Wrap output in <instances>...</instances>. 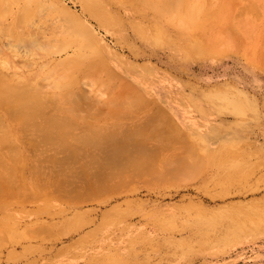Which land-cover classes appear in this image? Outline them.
<instances>
[{
  "label": "rangeland",
  "instance_id": "1",
  "mask_svg": "<svg viewBox=\"0 0 264 264\" xmlns=\"http://www.w3.org/2000/svg\"><path fill=\"white\" fill-rule=\"evenodd\" d=\"M170 1L0 0L4 83L77 126L137 96L150 137L144 171L107 140L75 164L6 156L21 172L0 170V264H264V0H182L195 20Z\"/></svg>",
  "mask_w": 264,
  "mask_h": 264
},
{
  "label": "bare ground",
  "instance_id": "2",
  "mask_svg": "<svg viewBox=\"0 0 264 264\" xmlns=\"http://www.w3.org/2000/svg\"><path fill=\"white\" fill-rule=\"evenodd\" d=\"M184 1L182 2V0L181 1L180 0H171L170 2H168L167 6L166 5L164 6V10L165 9L172 10L173 12L179 13L176 16H181L180 14H182L183 16L184 15L188 16L189 20H195V18H197L198 13L201 9L198 6L185 7L183 5ZM88 8L90 11H92V13H95V14L99 13L98 10H96V9L94 10V8H92V7H88ZM4 11H5V8H4ZM65 12H67V11H65ZM23 15L21 16V14H20V17L18 16L19 17L18 20H22L20 23H23V19H24ZM109 15H111V14H109ZM173 18H174V15H173ZM27 19H29V18L27 17ZM183 22H188V21L184 20ZM18 23L19 22H17V24ZM28 27H30V25ZM5 28H7V27H5ZM20 30H22V28ZM22 32L25 33L24 29ZM23 33L20 32L21 35ZM65 33H68V32H65ZM12 34H13V32H12ZM24 35L25 34H23V36ZM1 54H3V53H1ZM69 63H68V65H69ZM1 75H3V74H1ZM2 79L0 78V170L7 171L9 173L13 172V174H16V175H19L21 172L20 169H10L7 166V161L5 159L6 156H8V157L11 156L12 158H14L16 165H20V164L25 165V167H24V170H25V168L28 165L26 163L28 160V157H23L24 154L31 157L43 148L45 150H48V149L49 150H55L58 153H61V152L66 153L65 149L66 150L70 149L69 151L71 152V150H73L75 147H77L79 145H85L86 144V146H88L89 144L87 145V143H89V142L93 143V145H94V142L100 143V141H106V140L108 142H111L110 143L111 145H109V147H108L109 149L108 148H105V149L108 150V152L110 151L112 153H113V151L116 150V152L118 151L119 154L124 156V157H122L123 159L125 157L128 158L127 160L130 159V162H129L131 164L130 167L133 166V167H135L134 169H136V168H141L143 166L141 168V169H143V171L146 169L144 166L147 165L146 167H148V163H147L148 159L139 157V159H140L139 160L138 155L142 154L143 157L145 156L143 149L146 147L147 140L150 139V137H148L147 134L145 133L146 132L145 129L143 128L146 125L145 122L148 121L149 116H145L146 115L145 112L138 113L136 111L137 106L140 107V105H141V100L138 99L137 96L135 98V101H133L131 103L130 102L126 103V100L122 101L120 103L119 102L117 103V101L114 102V100H113L112 102L117 104L119 109L114 110L111 113H109V116L107 118H100V119H98V121L96 120L94 124L85 123L84 125L77 126L78 124H80L78 121L77 122L74 120L68 121V120H66L65 117L61 118L59 113L64 112V110L62 108L58 111L59 113L57 112L58 115L53 114L54 112L49 114L47 111V109H48L47 106L51 107L52 105H55L57 101L56 102L54 101L55 104L54 103L50 104L49 100H51V99H48L47 100V103H49V105H48L46 103L44 93L40 89L34 88L35 86L34 87H31V86L20 87L16 84H8L6 82L4 83L6 77L4 80H2ZM85 97H86V95L84 96V99H86ZM139 97H141V96H139ZM114 103L112 105H114ZM86 104H88L87 106H90V104L88 102ZM56 106H59V105L56 104L55 107ZM92 106H90V108H89L90 110H92V108L94 107V106L93 107ZM52 107H53V110L56 109L54 106H52ZM114 107H115V105H114ZM57 109H59V107ZM141 115H143L144 118H141V117H143ZM3 119H7V120L17 124V125L16 124L14 125L13 131H9L3 126ZM135 120H141V122L138 121L137 124L134 126L133 121H135ZM167 130H169V129L167 128ZM167 130H165V131H167ZM162 131H164V130H162ZM148 132H151V131H148ZM175 132H172V133L175 134ZM168 134H171V133H168ZM159 137L161 139V136H159ZM164 138H167V137H164ZM18 141H19L21 150L18 149V147L16 146V142H18ZM105 145L107 146V143L104 144V147H106ZM94 146H96V144ZM101 147L103 148V144ZM155 147L156 146H154V148ZM78 148H77L78 150H81L80 147H78ZM77 149H75L76 152L75 151L71 152L72 154L69 152L71 154V156L69 155L68 157L73 158L74 156H72V155L74 152H75L74 153L75 157H77L76 156V155H78ZM98 149H99V151L105 150V149L100 150V148H98ZM159 149L157 148L156 149L157 151H155V152H159L158 151ZM84 152L86 153V151H84ZM104 153H106V152H104ZM146 155L149 156L148 154H146ZM51 157L49 158V160L51 159ZM63 157H65V156H63ZM68 157L66 156V158H68ZM92 157H93V154H92ZM135 157H137V160L133 159ZM74 158H73V160H74ZM117 158H119V156ZM17 159H19V160H17ZM56 159L58 160V158H56ZM68 159L70 160L71 158H68ZM77 159H79V157H77ZM39 160H40V157H39ZM45 160L47 161V158ZM73 160L71 159L72 162L75 161V160L74 161ZM119 160H118V162H119ZM113 162H117V161L115 160ZM51 163H52V161H51ZM60 163L63 164L64 162H60ZM65 163L67 164L68 161ZM75 163H77V162L75 161L74 164ZM78 163H79V161H78ZM174 163H176V161ZM116 165H117V163H115L114 166H116ZM121 165H123V164L121 163ZM168 165H171V164H168ZM39 166H40V164H39ZM60 166H61V164H60ZM118 167H117V169H118ZM169 167L168 168L166 167V168L169 169ZM189 167H191V166H189ZM127 168H128V166H127ZM27 169H28V167H27ZM68 169H70V168L68 167ZM119 169H120V167H119ZM60 170L63 172V170H65V168L63 170L62 169H60ZM70 170H72V168ZM157 170H156L157 173H155L156 174L155 177H157V174L161 173V172H159L160 170H158V171ZM56 171L57 170H55V172ZM171 171H172V169H171ZM179 171H177V172H179ZM121 172H123V169L121 170ZM146 172H148V171H146ZM150 172H153V171H150ZM175 172H174V170L172 171V173H174V175H176ZM59 173H57V174H59ZM141 173H142V170H141ZM161 174H163V173H161ZM62 175H63V173H62ZM72 175H73V171H72ZM115 175H116V173H115ZM147 175H148V173H147ZM149 175L151 176L152 173ZM179 175H181V173H179ZM116 176H118V175H116ZM122 176H123V174H122ZM159 179H161V178H159ZM28 181H30V180H28ZM68 182H70V181H68ZM70 185H72V184H70ZM72 189H73V187L69 189V192ZM89 190H91L90 187H89ZM73 192H74V190H73ZM71 193L72 192H70V194Z\"/></svg>",
  "mask_w": 264,
  "mask_h": 264
}]
</instances>
